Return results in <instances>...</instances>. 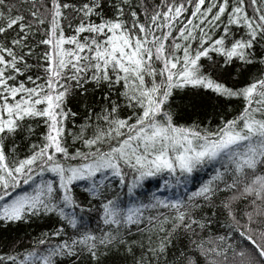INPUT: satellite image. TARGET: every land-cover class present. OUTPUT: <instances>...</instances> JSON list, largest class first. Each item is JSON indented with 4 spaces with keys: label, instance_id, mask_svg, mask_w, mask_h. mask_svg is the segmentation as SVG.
<instances>
[{
    "label": "snow or ice",
    "instance_id": "6c2138e0",
    "mask_svg": "<svg viewBox=\"0 0 264 264\" xmlns=\"http://www.w3.org/2000/svg\"><path fill=\"white\" fill-rule=\"evenodd\" d=\"M177 90L240 106L178 124ZM29 225L0 264H264V0H0V229Z\"/></svg>",
    "mask_w": 264,
    "mask_h": 264
},
{
    "label": "trees",
    "instance_id": "16d2710c",
    "mask_svg": "<svg viewBox=\"0 0 264 264\" xmlns=\"http://www.w3.org/2000/svg\"><path fill=\"white\" fill-rule=\"evenodd\" d=\"M88 87L90 91L87 98L90 102V106L94 108V111H99V107L96 105H102L104 103L103 93L106 91V87L102 86L100 88H96L91 83L88 85ZM181 96L182 90H177V94L174 95L172 103L173 108L180 116V119L177 121V123L182 125H190L193 122L196 124H201V122H203V125H208L211 123L213 126H215V124L219 122L222 115L225 113H231L232 115H235L233 109H236L240 106V102L236 99L228 101L224 98H221L220 100L205 98L204 103L195 111H193L191 108L185 106ZM69 107H72L74 111L80 109V115L76 120V124H79L83 118L88 115V113L80 107V104H78L75 99L72 100V102L69 104ZM69 127H72L71 122H69ZM153 187H158L157 180H150L147 182L143 192L146 194ZM37 223L39 224L40 222ZM92 226L95 227V217L92 219ZM42 230V227H38L37 225H29L27 227L21 226L19 228L12 226L7 230L0 229V241H7L11 240L12 238L19 239L20 237H23L22 243L19 247L27 248L29 247L30 243V237L27 234L30 233L31 236H38Z\"/></svg>",
    "mask_w": 264,
    "mask_h": 264
}]
</instances>
